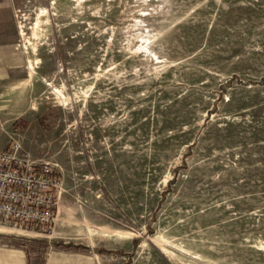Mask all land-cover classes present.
Returning a JSON list of instances; mask_svg holds the SVG:
<instances>
[{"label":"rangeland","instance_id":"obj_1","mask_svg":"<svg viewBox=\"0 0 264 264\" xmlns=\"http://www.w3.org/2000/svg\"><path fill=\"white\" fill-rule=\"evenodd\" d=\"M15 3L27 69L0 84V144L65 190L46 232L0 227V253L264 264V0Z\"/></svg>","mask_w":264,"mask_h":264},{"label":"built area","instance_id":"obj_2","mask_svg":"<svg viewBox=\"0 0 264 264\" xmlns=\"http://www.w3.org/2000/svg\"><path fill=\"white\" fill-rule=\"evenodd\" d=\"M4 127L0 121V138ZM58 164L36 160L19 136L0 144V227L46 232L56 220L65 190ZM37 233V232H36Z\"/></svg>","mask_w":264,"mask_h":264},{"label":"crops","instance_id":"obj_3","mask_svg":"<svg viewBox=\"0 0 264 264\" xmlns=\"http://www.w3.org/2000/svg\"><path fill=\"white\" fill-rule=\"evenodd\" d=\"M27 69V57L20 44L15 0H0V84L21 81ZM1 254V253H0ZM2 255V254H1ZM0 255V264H29L27 253L19 250ZM75 259V258H74ZM73 255L55 252L45 264H78Z\"/></svg>","mask_w":264,"mask_h":264},{"label":"trees","instance_id":"obj_4","mask_svg":"<svg viewBox=\"0 0 264 264\" xmlns=\"http://www.w3.org/2000/svg\"><path fill=\"white\" fill-rule=\"evenodd\" d=\"M45 119H46V117H42V118L39 119V121H40L41 125H42L44 128L48 129V128H47V125H46V122H45ZM13 126H14V128L25 129V128H27V123L24 122V121L21 120V119H18L17 121H15V123L13 124ZM52 244H54L55 246H58V247H62L63 249H74V250H78V249H79V247H77L76 245H73L72 243L64 244V243H59V242H52ZM137 244H138V240H137V239H134V240H133V245H134V247H135ZM97 252H98V253H101V254H102V253H113L112 251H106V250H104V249H97ZM116 253H121V254H122L121 251L116 252Z\"/></svg>","mask_w":264,"mask_h":264},{"label":"bare ground","instance_id":"obj_5","mask_svg":"<svg viewBox=\"0 0 264 264\" xmlns=\"http://www.w3.org/2000/svg\"><path fill=\"white\" fill-rule=\"evenodd\" d=\"M30 66V65H29ZM29 68V67H28ZM30 73L32 74V71L30 70ZM0 231H1V229H0ZM118 235V234H117Z\"/></svg>","mask_w":264,"mask_h":264}]
</instances>
